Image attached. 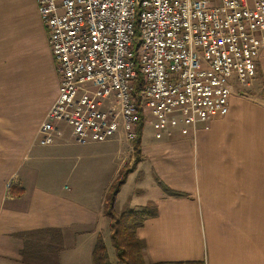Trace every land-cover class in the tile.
Wrapping results in <instances>:
<instances>
[{
	"label": "crops",
	"instance_id": "obj_1",
	"mask_svg": "<svg viewBox=\"0 0 264 264\" xmlns=\"http://www.w3.org/2000/svg\"><path fill=\"white\" fill-rule=\"evenodd\" d=\"M58 90L38 0H0V264H32L24 249L34 238L22 233L45 229L60 233L61 247L54 258L44 252L42 264H93L110 222L107 191L127 168L116 202L138 177L129 208L156 205L137 230L148 261L264 264V45L253 83L236 88L227 114L197 122L189 135L176 126L158 138L150 110L141 108L151 128L143 127L136 164L124 128L79 142L60 123L58 138L40 143ZM159 181L187 195L169 194Z\"/></svg>",
	"mask_w": 264,
	"mask_h": 264
},
{
	"label": "built area",
	"instance_id": "obj_2",
	"mask_svg": "<svg viewBox=\"0 0 264 264\" xmlns=\"http://www.w3.org/2000/svg\"><path fill=\"white\" fill-rule=\"evenodd\" d=\"M59 74L58 95L38 129L54 142L60 123L79 142L121 128L133 141L141 108L158 138L228 113L253 83L264 45V0H38Z\"/></svg>",
	"mask_w": 264,
	"mask_h": 264
},
{
	"label": "trees",
	"instance_id": "obj_3",
	"mask_svg": "<svg viewBox=\"0 0 264 264\" xmlns=\"http://www.w3.org/2000/svg\"><path fill=\"white\" fill-rule=\"evenodd\" d=\"M143 127L144 116L140 115V119L136 128V137L133 140L135 164L141 158V136ZM129 172L130 170L127 168L119 174V176L108 189L105 200L104 211L110 219V236L115 247V254L117 257L116 262H112L107 246L103 240V237L100 235L97 238L93 249V264H205L204 261L150 262L146 259V242L138 235L137 230L143 225L147 218L157 214L156 205L154 202L149 201L144 209L127 208L121 212H117L115 210L117 195L120 192L122 185L125 183ZM159 184L169 194H173L175 196L187 195L184 192L170 189L161 181H159ZM22 235L24 237L33 236L35 239L27 240L24 249L25 257L33 264H37L36 256H39V252L43 247L42 243L44 239L41 237L44 238L45 236H50L48 242H51V244L47 250L55 249L51 248V246H53V242H56L54 246H61L60 233L55 229L30 231L22 233ZM28 244L30 245L31 249L26 248ZM55 250L58 251L57 249ZM29 252H31V254ZM40 259H43L42 256Z\"/></svg>",
	"mask_w": 264,
	"mask_h": 264
},
{
	"label": "rangeland",
	"instance_id": "obj_4",
	"mask_svg": "<svg viewBox=\"0 0 264 264\" xmlns=\"http://www.w3.org/2000/svg\"><path fill=\"white\" fill-rule=\"evenodd\" d=\"M217 1H218V0H217ZM150 128H151V127H150L149 122L146 121L145 126H144V130H148V129H150ZM137 181H138V177H137V178H133V179L131 180V182L128 183L127 186L124 188L123 193H122V195H121L119 201H117L116 204H115V210H116L117 212H121V211H123L124 209L129 208V204H130V203L128 202V200L131 199V196L129 197V195H130V194H136L137 191H134V188H135V186H136V184H137ZM137 186H138V184H137ZM126 206H127V207H126ZM109 221H110V220H109ZM110 233H111V230H110V222H109V223L105 226V228H104L103 240H104V242H105V244H106V246H107V249H108V252H109V255H110V258H111L112 262H116L117 257H116V254H115V247H114V245H113V243H112ZM46 241H47V240H46ZM46 241H43V243H42V244H43V247L41 248V250H40V252H39V256H38V255L36 256V258H37V262H36V263H37V264L41 263V261H42V259H40L41 256H42V258H44V257H43V255H44L43 253H44V252L48 251V252H50V253H53L51 256L54 258V257H55V256H54V252H56L55 249L59 250L60 247H61V246H59V245H55V246H54V244H55L56 242H53V246H51V248H55V249H54V250H47V248L49 247V245L51 244V242H46ZM26 248H30V245L28 244ZM32 248H33V247H32ZM30 249H31V248H30ZM29 253L31 254V252H29ZM51 256H50V257H51ZM32 264H33V263H32Z\"/></svg>",
	"mask_w": 264,
	"mask_h": 264
}]
</instances>
